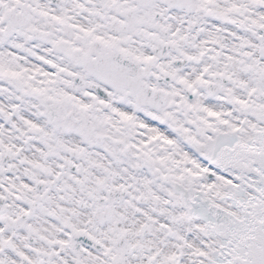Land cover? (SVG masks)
I'll use <instances>...</instances> for the list:
<instances>
[{"label": "snow or ice", "instance_id": "snow-or-ice-1", "mask_svg": "<svg viewBox=\"0 0 264 264\" xmlns=\"http://www.w3.org/2000/svg\"><path fill=\"white\" fill-rule=\"evenodd\" d=\"M0 264H264V0H0Z\"/></svg>", "mask_w": 264, "mask_h": 264}]
</instances>
